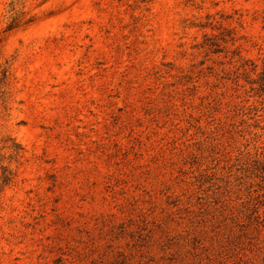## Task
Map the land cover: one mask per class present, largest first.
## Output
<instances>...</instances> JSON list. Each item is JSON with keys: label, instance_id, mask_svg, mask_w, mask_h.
<instances>
[{"label": "rangeland", "instance_id": "obj_1", "mask_svg": "<svg viewBox=\"0 0 264 264\" xmlns=\"http://www.w3.org/2000/svg\"><path fill=\"white\" fill-rule=\"evenodd\" d=\"M0 264H264V0H0Z\"/></svg>", "mask_w": 264, "mask_h": 264}]
</instances>
